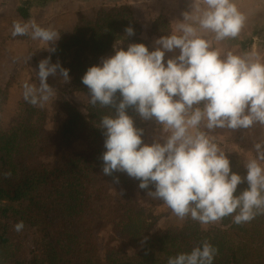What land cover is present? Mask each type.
Masks as SVG:
<instances>
[{"label":"clouds","instance_id":"clouds-1","mask_svg":"<svg viewBox=\"0 0 264 264\" xmlns=\"http://www.w3.org/2000/svg\"><path fill=\"white\" fill-rule=\"evenodd\" d=\"M188 7L182 20L173 22L172 32L154 41V50L142 43L129 44L127 50L114 48V55L101 58L83 75L89 104L114 109L100 118L106 149L100 157L102 172L126 173L140 182L141 190L153 187L148 197L162 201L181 220L212 224L232 216L237 225L249 223L264 215V142L254 145L256 155L242 177L232 171L209 133L264 126V62L248 53L222 57L214 47V42L238 37L245 25L247 17L233 0H190ZM30 30L32 39L48 44L50 53L56 51L60 34L51 28L14 21L11 34L26 36ZM125 33L135 34L132 27ZM202 33L213 34V39ZM177 50L165 62L166 53ZM58 70L68 81L69 70L52 64L50 56L41 60L39 87L26 82L24 100L43 107L55 94L48 77L57 76ZM129 108L161 126L160 140L144 143V130L134 125ZM3 176L10 178L11 172ZM245 181L248 187L235 195ZM24 227L20 221L14 230L19 233ZM217 252L205 240L191 252L170 256L167 264H213Z\"/></svg>","mask_w":264,"mask_h":264},{"label":"trees","instance_id":"trees-1","mask_svg":"<svg viewBox=\"0 0 264 264\" xmlns=\"http://www.w3.org/2000/svg\"><path fill=\"white\" fill-rule=\"evenodd\" d=\"M24 8L19 12L28 20ZM158 23L153 24L155 35ZM128 27L134 29L133 36L126 35ZM142 34L131 6L101 9L81 20L47 55L52 64L69 70L72 86L67 95L89 94L83 75L101 58L114 55L117 45L123 43L127 50L129 44L142 43L149 51L155 49ZM8 100L9 86L0 87V106ZM61 103L66 118L53 132L47 129V111L25 100L12 124L0 125V264H167L170 256L191 252L205 240L218 250L213 264H264V215L241 225L228 216L220 227L190 218L182 227L154 234L140 199L155 189H139L140 182L126 173L102 172L100 157L106 149L100 118L114 109L88 103L84 113L65 98ZM127 114L149 144L147 125L152 120H142L131 108ZM228 159L233 172L246 176L238 157ZM9 171L11 177L5 178ZM247 187L246 181L238 185L235 195ZM18 220L30 230L33 248L28 255L13 240ZM103 232L108 238L102 246Z\"/></svg>","mask_w":264,"mask_h":264},{"label":"rangeland","instance_id":"rangeland-1","mask_svg":"<svg viewBox=\"0 0 264 264\" xmlns=\"http://www.w3.org/2000/svg\"><path fill=\"white\" fill-rule=\"evenodd\" d=\"M58 1L59 0H26V1H22L20 3V6L28 7L30 10L36 11V8L39 5H43L42 2H44L45 3L44 5L48 6L49 8L51 7L53 8L54 6L59 5ZM67 1L68 0H63L65 5H67V7L64 10L69 11L71 9H74L75 11H77V13H79L77 21H76V25H75L76 27L81 20L93 18L99 10L114 8L118 6V3H119L118 0H98V1L96 0H69V3H67ZM110 1L112 2V4L109 5L108 2ZM236 1L238 0H233V3H235ZM189 2L190 0H179V1L163 0V4L160 5L161 0L159 2H157L156 0V2L154 3H158V5L151 4L149 6V9H157L159 7H163L164 9H166L165 13L161 10H157V12L155 13L154 12L144 13V12H140V11L146 10L144 6L142 5L138 7L131 6L133 11L135 12L134 15L137 21H139L142 24V21H144V19H147L149 23V29L145 30L143 28L142 37L145 40L151 41L152 46L155 48L154 41L161 36L169 35L172 32L173 28L175 27L173 22L177 20H182L181 13L189 10V7H188ZM258 2L261 3V5L256 4L257 7L254 5V8L256 7V17H254L253 21L254 23H258V25H264V3H263L264 1L257 0V3ZM168 3H171L169 7L164 6L165 4H168ZM105 4L106 5L108 4L107 6H112V5H115V6L114 7H104ZM126 6H130V5H126ZM157 20H159V23L157 24V28L159 30L157 31V34L155 35L153 33V24ZM68 21H70V19L67 20L64 24L65 32L61 35L60 40H62L63 38L67 36H70L66 34V32L70 33L72 29V24H70L71 22H68ZM202 35H204L205 38L207 39H213V34L211 33H202ZM223 44L226 45L225 43ZM220 45H221L220 43L216 44L214 42V47H217L219 50H220ZM122 47H124L123 43L117 45L116 48H122ZM174 54H178V50L176 51V53H166L165 55L166 61L167 59L171 58ZM45 55L46 56H44L43 58L44 59L48 58V55L47 54ZM1 82H2L1 83L2 86L0 87L3 88L7 86L4 80H2ZM71 84L72 83L70 84L66 83L65 85L57 86L54 90L55 94L48 102H46L43 105V107H40L39 105H37L40 108H43L47 111V114H48L47 129L50 132L57 130L58 126L66 118L67 113L61 105L62 98H65L66 100L76 103L79 107V110L86 113V109L89 103V94L78 93L72 96L67 95L65 90L67 88H70L72 86ZM22 101H24V98L21 100H18V102H15V100H13L11 103H9L8 101L6 104L0 106V125L7 128L8 126L12 124L16 115L18 114L19 105ZM201 130L206 131V129H204L203 126L201 127ZM219 131L220 129L218 128L209 134L212 137H216L218 135L220 136ZM255 131H256L255 129H253L252 131L253 133L252 135L254 137L256 136ZM257 131H260V135L259 137L256 136L257 140H255L254 142H251L247 134L245 135L242 134L243 136L238 137V138L237 137L228 138L229 140H223L221 142L214 140V142L217 143V145L220 147L222 151L225 152L227 157L236 156L238 157L239 162L241 161L242 163H244V165H246L248 161L253 159L256 155L254 145L256 143L264 142L262 131L260 129H257ZM161 134H162V130L159 124H157L154 120L148 122L147 140L149 144H151L154 140H160ZM160 142L162 143L163 141H160ZM262 167H264V163H262ZM140 205L142 208H144L147 211L148 217L154 224L153 226L154 234H160V233L166 232L171 229L182 227L190 219V218H185L183 220L179 219L172 213V211L166 205L162 203V201L154 200L148 196L141 197ZM18 222L19 220L16 223ZM16 223L13 224V232H12L14 235L13 240H16L17 242L19 241L22 244V253L24 254L26 253V255H28L31 249L33 248V244H32L33 242L30 236V230L28 229L27 226H25L24 229L18 233L14 230V225ZM212 225L220 227L221 220L216 223H212ZM107 238H108V235L105 232H103L100 237L102 246L106 244ZM130 252L136 253L138 252V250L134 248H130Z\"/></svg>","mask_w":264,"mask_h":264},{"label":"crops","instance_id":"crops-1","mask_svg":"<svg viewBox=\"0 0 264 264\" xmlns=\"http://www.w3.org/2000/svg\"><path fill=\"white\" fill-rule=\"evenodd\" d=\"M22 1L26 0L0 1V86H2V80H4L9 86V103H11L13 100L18 102V100L24 98L23 85L26 82L39 87V80L37 77L38 63L44 59L43 57L46 56L45 54H50V52L46 50L49 46L48 44L31 38V30L29 31V35L13 37L11 34L13 22L19 21L22 24L35 23L42 28H51L57 31L61 38V35L65 32V22L70 19L68 22H71L70 24H72V29L70 33L66 32V34L71 35V33L76 28L75 25L79 14L74 9L69 11L64 10L67 5H65L63 0H59V5L54 6L53 8H49L48 6L44 5V2H42L43 5H39L36 8V11L25 7L24 9H26L29 13V19L27 20L23 18L19 12V8L23 7L20 6ZM118 1V6L130 5L132 7H138L142 5L146 8V10L140 12L144 13H155L157 10H161L164 13L166 12V9L163 7L149 9L151 4L158 5V3H154L156 0H128L129 2L126 0ZM159 1L160 0H157V2ZM67 3H69V0ZM108 4L110 5L112 2L110 1ZM161 4H163V0H161L160 5ZM235 4L239 11L245 14L247 19L238 37L235 39H227L220 43L222 45H220L221 56L223 57L228 52L238 55H244L245 53H248L254 54V56L258 57L262 62H264V25H258V23H254L253 21L254 17H256V7L258 4L261 5V3H257V0H238L235 2ZM107 5L105 4L104 7L115 6ZM170 5L171 3H168L164 6L169 7ZM254 5L256 6L255 8ZM142 26L145 30L149 29V23L147 19L142 21ZM60 38L56 42L55 48L59 44ZM70 81V78L68 81H64L59 75L58 71L57 76L48 77L47 83L55 90L57 86L65 85L66 83L70 84ZM253 129L256 130L255 134L257 137L260 135V131H257V129L262 131L264 137V126L255 124L248 129H220V136L218 135L214 137V140L221 142L223 140H229L228 138H238L247 134L251 142H254L257 140V138L256 136L254 137L252 135Z\"/></svg>","mask_w":264,"mask_h":264}]
</instances>
